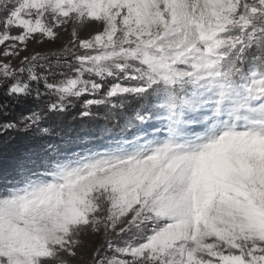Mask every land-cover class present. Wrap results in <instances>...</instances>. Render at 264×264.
Segmentation results:
<instances>
[{
	"label": "snow or ice",
	"instance_id": "1",
	"mask_svg": "<svg viewBox=\"0 0 264 264\" xmlns=\"http://www.w3.org/2000/svg\"><path fill=\"white\" fill-rule=\"evenodd\" d=\"M10 132L0 264H264V0H0Z\"/></svg>",
	"mask_w": 264,
	"mask_h": 264
},
{
	"label": "rangeland",
	"instance_id": "2",
	"mask_svg": "<svg viewBox=\"0 0 264 264\" xmlns=\"http://www.w3.org/2000/svg\"><path fill=\"white\" fill-rule=\"evenodd\" d=\"M48 47H49V45H44L42 47L36 46V50L45 51ZM73 124H75V123H73ZM60 131L68 134V132H66L65 129H62L59 131L56 130L55 132L57 133ZM56 133H52L48 137V139H55ZM78 133H81V130L78 131ZM32 135H34L32 138H26V140L20 141L17 138L16 139L14 138L11 140L6 139V140H3V142H2L4 144H0V180L8 178L9 172H10V167H11L12 156L22 152L28 146H30V144L36 142L35 134L32 133ZM68 135L73 136L76 134H68ZM3 138H7V136H5ZM98 242H99L98 237L89 236V237L85 238V243L81 248H79L77 250V253H78L77 257L72 259V264H88V260H89L90 255H91V251L94 248L95 244Z\"/></svg>",
	"mask_w": 264,
	"mask_h": 264
},
{
	"label": "trees",
	"instance_id": "3",
	"mask_svg": "<svg viewBox=\"0 0 264 264\" xmlns=\"http://www.w3.org/2000/svg\"><path fill=\"white\" fill-rule=\"evenodd\" d=\"M99 110L103 112V109H99ZM73 123H75V124H73ZM121 123H123V121H121ZM87 124L91 127H94L95 129H97V131L89 133L88 127L85 126L84 122H82L80 120H70L68 117H65L64 120L60 123L59 127H53L52 128V133H56L55 132L56 130L59 131V130L65 129V131L68 132V134H76L73 136H77V135L81 136V134L97 135V134H99L98 130L101 127V125L103 124V121L97 119V120L89 121V122H87ZM45 126H47V125H45ZM80 130H81V133H78V131H80ZM6 136H7V138H3V137L0 138V144H4V143H2L3 140H6V139L11 140L10 137H14L15 139L17 138L20 141H22V140H26V138H32L34 135H32V133L31 134L30 133L20 134V133L10 132Z\"/></svg>",
	"mask_w": 264,
	"mask_h": 264
}]
</instances>
